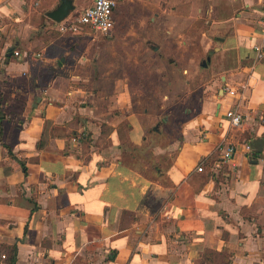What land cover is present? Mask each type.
<instances>
[{"label":"crops","instance_id":"crops-1","mask_svg":"<svg viewBox=\"0 0 264 264\" xmlns=\"http://www.w3.org/2000/svg\"><path fill=\"white\" fill-rule=\"evenodd\" d=\"M116 1L103 34L0 0V264H264V0ZM145 74L162 108L203 92L180 133Z\"/></svg>","mask_w":264,"mask_h":264},{"label":"built area","instance_id":"built-area-1","mask_svg":"<svg viewBox=\"0 0 264 264\" xmlns=\"http://www.w3.org/2000/svg\"><path fill=\"white\" fill-rule=\"evenodd\" d=\"M117 6L116 0H92V4L85 7L81 12L71 15L65 21H63L59 30L62 32H78L82 26H86L94 31L101 32L103 34H109L114 27V12ZM263 37H264V16L261 20ZM260 49V48H259ZM18 55L19 52L16 51ZM248 83L241 84L238 88L227 87L228 94L232 96H239L246 90ZM226 115L230 119L233 127H240L243 123V113L238 107L233 104L226 109ZM245 148L248 152L251 151V144L245 143ZM237 148L235 144L229 143L223 147V158L225 160H232L234 158ZM199 171H203L204 167L199 165L197 168ZM3 258L6 255L3 254Z\"/></svg>","mask_w":264,"mask_h":264},{"label":"rangeland","instance_id":"rangeland-1","mask_svg":"<svg viewBox=\"0 0 264 264\" xmlns=\"http://www.w3.org/2000/svg\"><path fill=\"white\" fill-rule=\"evenodd\" d=\"M58 0H47V5L48 6H52L55 2H57ZM78 7L77 9L82 8L84 5H88L91 0H76ZM82 28L79 29V31H81ZM58 31V30H57ZM61 31V30H60ZM59 32V31H58ZM62 32V31H61ZM66 33V32H64ZM147 33H151V31H147ZM151 43H146L145 44H141L140 43V49H135L132 50V56L131 59H133L135 56H138V58H140V62H145L146 60H144L143 58L146 59V55L143 56V58H141L139 54L142 52H146V53H150L151 52V47H150ZM152 54V53H150ZM150 61V60H149ZM151 62V61H150ZM133 79V82H131L132 84V90H131V96L132 99H135V103L136 102H140L139 104H137L136 106H139L140 109L143 111L144 109L149 108L150 112H160L163 114V116H171L172 117V126H173V131L177 132H181V129L184 125L182 118L186 115V108L188 106H192V107H198L199 104V98L202 96V91H197L192 97V101L189 102V100L182 101L180 102L178 105H174L172 107H168V108H162L160 106L157 105V103H159V101L157 100L160 99V96L162 95L163 92H157V82L152 83V76L145 74V75H139V76H131ZM179 79H183L184 81L187 80V78L183 77H179ZM196 82L199 81L195 80ZM181 94L179 95H184L186 93L185 90H183L182 92H179ZM170 100H167V102H170ZM189 102V103H188ZM155 127V126H154Z\"/></svg>","mask_w":264,"mask_h":264},{"label":"water","instance_id":"water-1","mask_svg":"<svg viewBox=\"0 0 264 264\" xmlns=\"http://www.w3.org/2000/svg\"><path fill=\"white\" fill-rule=\"evenodd\" d=\"M74 8L75 5L73 0H61V2L55 8L48 12V16L56 22H62L69 16ZM208 60H210V57L208 58ZM204 65H207L206 60L204 62ZM251 145L255 152H262L264 146V138H256L251 143Z\"/></svg>","mask_w":264,"mask_h":264},{"label":"trees","instance_id":"trees-1","mask_svg":"<svg viewBox=\"0 0 264 264\" xmlns=\"http://www.w3.org/2000/svg\"><path fill=\"white\" fill-rule=\"evenodd\" d=\"M9 262H10V264H15V262H16V249H13L11 251V255L9 256Z\"/></svg>","mask_w":264,"mask_h":264}]
</instances>
